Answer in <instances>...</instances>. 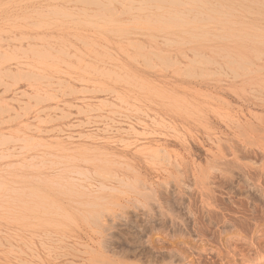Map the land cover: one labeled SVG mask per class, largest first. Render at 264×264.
Masks as SVG:
<instances>
[{
  "label": "rangeland",
  "instance_id": "1",
  "mask_svg": "<svg viewBox=\"0 0 264 264\" xmlns=\"http://www.w3.org/2000/svg\"><path fill=\"white\" fill-rule=\"evenodd\" d=\"M262 187L264 0H0V264L232 262Z\"/></svg>",
  "mask_w": 264,
  "mask_h": 264
},
{
  "label": "bare ground",
  "instance_id": "2",
  "mask_svg": "<svg viewBox=\"0 0 264 264\" xmlns=\"http://www.w3.org/2000/svg\"><path fill=\"white\" fill-rule=\"evenodd\" d=\"M260 197H262V199H264V188L263 187H262V193L260 192ZM249 200H251V199H249ZM254 200H255V202L251 203L252 206L250 208L246 206L247 203L245 205V203H244L245 201H243L242 204H240L241 202L238 203L239 201H237V203L240 204L237 208H239L240 209V212H242L241 213V216H243V221H244V222L242 221L243 223L240 222V225H234V224H237V223H235V221H233L234 223L231 222L233 219L231 221L228 220V221H230V223H233V225H234V227H232V226H230L231 225L230 224L229 225L230 227L236 228V229L242 227V228H245V229L242 231V233L240 234V236H238L241 239L240 242H243L242 240H244V242H243L244 246L237 247L238 245H236L235 248L232 251L229 252V250H228V253L231 254V256H229V258L231 257V258H233V260L231 259L232 262L230 260H227V262L233 263L236 259L239 258V259H243L245 262H247L249 264V263H252V261L254 262V260L257 259L258 257H261L262 256L264 258V239H263L264 238V232H262L260 234V236H262V240L260 239L261 241L259 240V242L258 241H255V235H256V233L258 232V234H259V231H261V229H264V217L262 216V214H260V211H258L259 208H263V209H261V211L264 210V204H263L264 202L261 203L260 201H258L255 198H254ZM233 202L236 203L235 201H233ZM233 206H235V205H232V204L228 205L227 203H225L223 205V208H222V211H221V215H222L221 216V219L223 218V220H224L223 222H221V223H223V228H224V224H225V226L227 225L226 218L228 216H227V213L226 212L229 211V210H231V209H233L234 208ZM236 211H237V209H236ZM229 213H230V211H229ZM231 216H233V215L231 214ZM239 218H241V217H239ZM228 231H230V230H228ZM225 234H227V232ZM223 241H222V243H223ZM233 245H234V243H233ZM225 246H226V244H221V246H220V253L218 255L219 257H222L223 258V254H225V252H224ZM227 246H229V243L227 244ZM230 250H231V247H230ZM228 253L226 254V256L229 255ZM253 256H255V257L257 256V258L254 257L255 259H253L252 258ZM258 259H260V258H258ZM220 260H221V258H220ZM262 260H264V259H262ZM218 262L217 263L216 262H213V264H222L221 263L222 261L219 262V263ZM245 262L244 263L241 262V264H247ZM226 263H223V264H226ZM234 264H235V262H234Z\"/></svg>",
  "mask_w": 264,
  "mask_h": 264
}]
</instances>
